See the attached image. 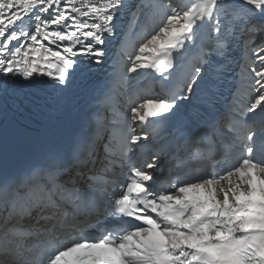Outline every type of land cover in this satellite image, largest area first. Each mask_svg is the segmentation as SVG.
I'll return each instance as SVG.
<instances>
[{
	"label": "snow or ice",
	"instance_id": "snow-or-ice-1",
	"mask_svg": "<svg viewBox=\"0 0 264 264\" xmlns=\"http://www.w3.org/2000/svg\"><path fill=\"white\" fill-rule=\"evenodd\" d=\"M126 11L135 42L121 41L113 86L150 78L159 94L137 90L121 114L105 93L70 156L0 177V264H264V0H0V86L66 87L76 57L105 62ZM238 36L245 64L224 113L150 143L179 101L213 97Z\"/></svg>",
	"mask_w": 264,
	"mask_h": 264
},
{
	"label": "bare ground",
	"instance_id": "bare-ground-1",
	"mask_svg": "<svg viewBox=\"0 0 264 264\" xmlns=\"http://www.w3.org/2000/svg\"><path fill=\"white\" fill-rule=\"evenodd\" d=\"M138 2V0H136V3ZM173 2L175 3V2H177V0H173ZM246 39V37H243V36H238V47H239V49H238V51H237V53L239 54L237 57H236V62H238L239 60H241V63L238 65L240 68H241V66L242 65H244L245 64V47H244V40ZM257 44L258 43H260V41L259 42H256ZM254 46V45H253ZM247 55H251V52L249 51L248 53H247ZM142 71V70H141ZM240 73H241V71H240ZM134 74V73H133ZM128 75H130V73L128 74ZM123 106H124V108H123V110L127 113V111H128V107H129V103L126 101L124 104H123Z\"/></svg>",
	"mask_w": 264,
	"mask_h": 264
},
{
	"label": "rangeland",
	"instance_id": "rangeland-1",
	"mask_svg": "<svg viewBox=\"0 0 264 264\" xmlns=\"http://www.w3.org/2000/svg\"><path fill=\"white\" fill-rule=\"evenodd\" d=\"M258 38H259V37H258ZM258 38H257V39H258Z\"/></svg>",
	"mask_w": 264,
	"mask_h": 264
}]
</instances>
